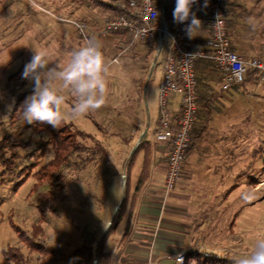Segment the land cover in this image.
I'll list each match as a JSON object with an SVG mask.
<instances>
[{
	"label": "rangeland",
	"instance_id": "obj_1",
	"mask_svg": "<svg viewBox=\"0 0 264 264\" xmlns=\"http://www.w3.org/2000/svg\"><path fill=\"white\" fill-rule=\"evenodd\" d=\"M75 1L0 0V138L11 135L24 142L29 140L31 147L37 144V137L22 118L20 107L34 87L31 81L22 79V72L34 50L47 54L49 67L66 66L72 52L86 42L73 22L91 16L99 22L103 20L99 17L102 13L99 7L92 9ZM257 1L264 5V0ZM226 11L230 41L234 44L241 39L245 12L234 13L228 7ZM91 22L87 24L90 26ZM257 32L250 41L244 42L243 39L247 50L242 57L246 61L264 53V44L260 42L264 38V28H258ZM96 40L101 45L107 67L109 94L106 104L67 123L71 124L72 130L90 133L100 141L104 154L71 155L68 164L60 171L61 186L54 188L48 182L38 184L34 177V173L52 159V148L47 146L34 165V159L27 157L30 149L19 150L20 163L12 175H8V180L0 183V264H13L6 262L2 254L8 246L18 247L23 255L29 257L26 264H87L82 246L93 232L102 233L109 226L122 199L126 160L141 142L147 141L151 145L155 142L153 133L158 119L163 48L159 49L156 44V52L145 66L138 61L145 48L137 49L135 54L132 50L128 52L130 54L118 57V63L114 64L108 63L114 57L111 46ZM256 45L262 48V53L252 57L251 50ZM133 54L135 60L129 57ZM16 73L13 81L8 82V77ZM215 91L220 96L219 102L213 104V113L216 115V108H223L226 115V123L223 124L235 125V129L240 127L243 133L240 132L242 137L236 141L239 152L238 195L232 212L228 215L223 211L217 212L220 215L206 220V225L197 234L201 246L197 251L211 257L226 255L232 258L250 252L255 241L264 238V81L253 76L226 91H221V85L216 84ZM24 94L18 108L19 121L11 124L9 114L14 99ZM62 94L66 98L62 110L70 112L75 98L69 90ZM174 99L180 107L179 97L174 96ZM218 119H215L217 123ZM244 123H247L246 127ZM245 134L247 137H243ZM119 135L129 137V143L126 145ZM79 141L89 148L95 143L91 139L79 138ZM141 161L142 154L132 171L133 180L138 178ZM20 170L23 172L17 175ZM119 173L122 188L118 185L114 191L113 185ZM250 178L257 180L258 184L254 186ZM19 181L21 184L14 187ZM162 192L164 195V188ZM48 193L52 198L47 201ZM245 195L249 197L247 200L243 199ZM38 223L46 232L44 243L31 232ZM121 232L122 225L107 242L108 249H114V241ZM21 233L25 236L21 237ZM33 242L52 247L54 259L42 257L39 251L32 250L30 244Z\"/></svg>",
	"mask_w": 264,
	"mask_h": 264
},
{
	"label": "crops",
	"instance_id": "obj_2",
	"mask_svg": "<svg viewBox=\"0 0 264 264\" xmlns=\"http://www.w3.org/2000/svg\"><path fill=\"white\" fill-rule=\"evenodd\" d=\"M204 3L205 0H197L192 6V11L202 21V27L196 31L195 38H188L193 47L201 49H206L208 37V6L204 7ZM228 3L229 11L245 12L246 22L242 23L241 39L231 43L234 51L242 56L247 50L243 39L244 42L250 41L252 35L258 33V28H264V5L259 4L257 0H229ZM167 8L166 19L171 25L173 4ZM260 42L264 44V38L260 39ZM257 45L251 50L252 57L262 53V48ZM157 46L159 47L158 42ZM163 52L164 58L165 44ZM213 78L212 82L198 89V98L204 105L207 103L210 106V120L205 132L200 136L197 124L194 140L182 165L181 178L176 185L178 189L175 186V192L167 198L162 194L169 148L154 142L156 147L149 177L140 192L128 237L121 241V232L114 241V249L106 247V252L111 256V264H147L149 261H156V264H173L172 257L176 254L201 248L197 234L206 225L207 219L214 218L217 212L221 211L228 215L236 206L233 204L237 203L239 175L236 141L243 133L240 127L235 129V125L223 124L226 123L223 108L218 107L217 114L213 113V104L219 102L220 96L215 91V85H221V77L218 72H214ZM171 109L172 120L175 121L180 111L175 99ZM216 117L219 118L218 123ZM244 125L246 127L247 123ZM243 137H247V134ZM219 196L221 198H218Z\"/></svg>",
	"mask_w": 264,
	"mask_h": 264
},
{
	"label": "trees",
	"instance_id": "obj_3",
	"mask_svg": "<svg viewBox=\"0 0 264 264\" xmlns=\"http://www.w3.org/2000/svg\"><path fill=\"white\" fill-rule=\"evenodd\" d=\"M82 2L90 6L92 9L94 6L99 7L102 10V13L99 14V17H102L103 20L99 22V20L94 19L92 16L87 18H81L80 21L85 22L86 24L90 23V27L94 31H98L102 23L105 19L117 17L119 15H125L131 20L137 21V17L131 14V11L128 8L118 9L113 4L112 0H76L75 3ZM155 5H158V0H153ZM230 4L227 3V7ZM168 8H164V12H166ZM90 20V21H89ZM88 25V24H87ZM95 37L105 43H108L111 46V52L114 57H123L126 53L130 51H135L137 49L145 48L146 51L144 55L138 59V61L142 62V65H146L151 57L156 52V44L157 38L144 40L142 42H132V35L128 30H117L115 32L109 33L108 37L104 38L97 35H90L88 39ZM230 38V36H229ZM231 42V41H230ZM231 50L234 51V48L231 45ZM235 52V51H234ZM130 54V53H128ZM129 56L132 60H135L136 57ZM112 58V59H113ZM108 63H110L112 61ZM143 66V67H144ZM195 73L197 79V94L198 89L204 84H208L214 80L213 73L217 72L214 64L206 59H199L195 62ZM16 74H12L8 77V82L13 81ZM257 71L251 70L248 74L246 80L251 79L253 76H257ZM22 95L16 99H14L13 109L9 114V121L11 124H15L19 121V106L20 102L23 100ZM197 121L195 123L194 129L191 134V145L194 140V134L196 133L197 124L199 126V136L202 135L206 128L207 124L210 120L209 104H203L200 98L197 99ZM26 127L30 129V132L37 137V144L34 147L30 146V141H21L13 138L11 135L4 136L0 138V183H4L8 180V175H12V173L17 168V165L20 163V153L19 150H27L30 151L27 154V157L34 159L32 165L35 164L37 158L44 153V149L47 146H50L53 150V157L48 161V163L38 169L36 173H34V177H36L38 184L40 185L43 182H48L50 185L61 186L62 175L60 173L61 169L66 166L69 162L71 155L76 154L79 156L82 153L86 155L97 156L100 154H104V149L100 143L97 141L90 133H86L84 131H79L77 129L72 130L70 123H62L61 127L57 130H54L50 126L46 124H42L40 122H34L33 124H27ZM197 134V135H198ZM121 136V135H119ZM81 139H91L93 140L94 146L92 148L87 147L84 143L79 141ZM123 142L127 145L130 141V138L126 136L122 137ZM190 145V146H191ZM155 143L151 145L149 142H141L136 146L135 150L129 155L128 159L124 165V184L122 188V199L118 205V210L114 212L111 217L109 226L104 229L102 233L93 232L87 243H84L82 248L84 250L87 264H111V256L106 252V245L110 238L116 233L118 227L122 225L123 231L121 235V241L126 240L128 234L130 232V227L132 225L137 203L139 200L140 192L144 185L147 182L149 177V169L151 166L152 158L155 153ZM142 154L141 161V170L136 180L132 178V171L136 165V162L140 155ZM89 158H86L88 160ZM85 160V159H84ZM30 167H26L29 169ZM23 172L20 170L18 174ZM28 173L24 176H27ZM24 180V179H22ZM22 181L17 182L14 187H17L21 184ZM254 186L258 184L257 180L253 179L250 181ZM51 193L46 195V200H50ZM35 238H40L42 243L46 241V232L40 223L33 226V230L31 231ZM21 237L25 236L23 233L20 234ZM27 241V238L25 239ZM38 242L31 243L32 250L39 251L42 257H48L50 260L54 259V250L52 247L43 245ZM2 254L4 260L6 262H13V264H26L29 261V257L23 255L18 247L8 246L2 250ZM183 264H233L232 258L228 256H207L206 254H201L197 250L186 251L184 252V263Z\"/></svg>",
	"mask_w": 264,
	"mask_h": 264
},
{
	"label": "built area",
	"instance_id": "obj_4",
	"mask_svg": "<svg viewBox=\"0 0 264 264\" xmlns=\"http://www.w3.org/2000/svg\"><path fill=\"white\" fill-rule=\"evenodd\" d=\"M118 9L128 8L137 21L125 15L105 19L101 28L94 31L83 21L73 22L77 31L87 41L88 36L108 37L117 30H128L132 42H142L157 38L159 49L166 46V54L161 64V78L158 93V119L153 138L159 145L169 148L163 180L164 196L172 192L181 178L182 165L191 145V134L197 121V79L195 62L199 59L211 61L221 77V90L242 84L249 71H257L260 81H264V53L248 61L231 50L227 25V3L229 0H209L207 10L208 37L206 49L195 48L184 32L185 24H176L174 19L169 25L165 7L176 0H112ZM219 16V22L217 17ZM174 38V39H173ZM111 63L117 64V57ZM174 96L179 97L180 111L175 121L172 120ZM178 253L172 257L173 264H178ZM166 258V257H164ZM147 264H156L149 261Z\"/></svg>",
	"mask_w": 264,
	"mask_h": 264
},
{
	"label": "clouds",
	"instance_id": "obj_5",
	"mask_svg": "<svg viewBox=\"0 0 264 264\" xmlns=\"http://www.w3.org/2000/svg\"><path fill=\"white\" fill-rule=\"evenodd\" d=\"M197 0H176L173 19L176 24H185L184 32L189 39L202 27V21L192 11ZM208 6L205 0L204 7ZM219 22V16L217 22ZM174 39V38H173ZM107 67L101 45L95 37L75 49L69 62L64 67H49L47 54L35 51L26 63L22 79L34 84L32 94L26 97L22 109V118L26 123L40 122L57 130L62 123L77 120L105 106L109 94L106 79ZM59 83V86L57 84ZM64 90H69L75 98L70 112L62 110L66 98ZM121 174L116 178L113 190L122 188ZM249 197L245 195L243 199ZM178 264H183V257L178 256ZM233 264H264V238L255 241L250 252L232 257Z\"/></svg>",
	"mask_w": 264,
	"mask_h": 264
},
{
	"label": "water",
	"instance_id": "obj_6",
	"mask_svg": "<svg viewBox=\"0 0 264 264\" xmlns=\"http://www.w3.org/2000/svg\"><path fill=\"white\" fill-rule=\"evenodd\" d=\"M117 210H118V208L115 211H117Z\"/></svg>",
	"mask_w": 264,
	"mask_h": 264
}]
</instances>
